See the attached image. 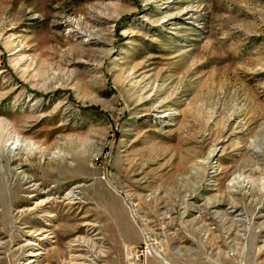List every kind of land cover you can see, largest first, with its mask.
<instances>
[{
    "label": "rangeland",
    "instance_id": "obj_1",
    "mask_svg": "<svg viewBox=\"0 0 264 264\" xmlns=\"http://www.w3.org/2000/svg\"><path fill=\"white\" fill-rule=\"evenodd\" d=\"M31 259L264 264V0H0V264Z\"/></svg>",
    "mask_w": 264,
    "mask_h": 264
},
{
    "label": "bare ground",
    "instance_id": "obj_2",
    "mask_svg": "<svg viewBox=\"0 0 264 264\" xmlns=\"http://www.w3.org/2000/svg\"><path fill=\"white\" fill-rule=\"evenodd\" d=\"M215 151H216V148H213L212 150H211V153L210 154H214L215 153ZM67 195L68 196H71V194H69V193H67ZM37 234H41V232H37ZM44 236V235H43ZM41 238H44V237H41ZM29 243H31V244H38L36 241H30ZM42 253V251H40V250H34L33 252H32V256H38L39 254H41ZM34 259H31L30 260V262H29V264H32L31 263V261H33Z\"/></svg>",
    "mask_w": 264,
    "mask_h": 264
},
{
    "label": "built area",
    "instance_id": "obj_3",
    "mask_svg": "<svg viewBox=\"0 0 264 264\" xmlns=\"http://www.w3.org/2000/svg\"><path fill=\"white\" fill-rule=\"evenodd\" d=\"M134 254L138 259H142V257L144 258L147 256V251L144 247L141 246L135 249Z\"/></svg>",
    "mask_w": 264,
    "mask_h": 264
}]
</instances>
